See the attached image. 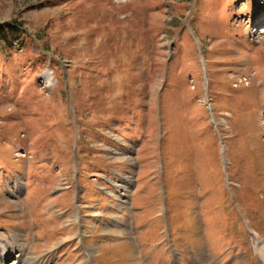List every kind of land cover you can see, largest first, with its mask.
<instances>
[{"label":"rangeland","instance_id":"rangeland-1","mask_svg":"<svg viewBox=\"0 0 264 264\" xmlns=\"http://www.w3.org/2000/svg\"><path fill=\"white\" fill-rule=\"evenodd\" d=\"M0 31V264H264V0H0Z\"/></svg>","mask_w":264,"mask_h":264},{"label":"bare ground","instance_id":"bare-ground-1","mask_svg":"<svg viewBox=\"0 0 264 264\" xmlns=\"http://www.w3.org/2000/svg\"><path fill=\"white\" fill-rule=\"evenodd\" d=\"M6 246V245H5ZM6 249L4 252H5V256H10L12 254V252L14 250H16V252H18V256H19V261L17 262V264H19L20 262L23 263V260H22V256H24V248H21L20 245H18V242L17 240H14L11 244L7 245ZM19 249V250H18ZM3 257H1V261L3 262ZM15 262V261H14ZM25 264V263H24ZM28 264H40L38 261H32V263H28Z\"/></svg>","mask_w":264,"mask_h":264},{"label":"trees","instance_id":"trees-1","mask_svg":"<svg viewBox=\"0 0 264 264\" xmlns=\"http://www.w3.org/2000/svg\"><path fill=\"white\" fill-rule=\"evenodd\" d=\"M3 32H4V31H3ZM3 32H2V31H0V33H1L2 35H4V34H3ZM9 33H13V31H11V30H10V32H9ZM4 37H7V34H5V35H4Z\"/></svg>","mask_w":264,"mask_h":264}]
</instances>
